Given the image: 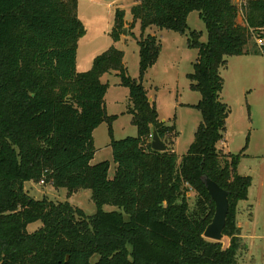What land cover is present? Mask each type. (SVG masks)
Wrapping results in <instances>:
<instances>
[{"label":"trees","instance_id":"obj_1","mask_svg":"<svg viewBox=\"0 0 264 264\" xmlns=\"http://www.w3.org/2000/svg\"><path fill=\"white\" fill-rule=\"evenodd\" d=\"M240 5L234 0H138L131 8L142 30L135 79L115 46L97 55L89 70L78 71V42L86 33L79 0H0V264L241 261L245 247L237 209L248 198L252 178L238 172L248 144L237 154L219 149L231 113L222 99L221 70L230 56H264V43L252 40L254 34L264 38V0ZM194 11L205 25L206 41L188 24ZM153 26L185 35L187 45L198 51L189 79L201 94L191 106L201 112L202 122L181 157L173 150L175 124L159 118L144 84L163 48L156 35L146 33ZM124 27L125 10L118 8L115 40ZM110 73L129 89L127 112L136 136L114 138L117 115L107 112L109 84L102 81ZM104 122L116 164L113 178L109 160L92 163L93 133ZM154 130L165 151L152 148ZM205 175L229 192L227 247L204 236L215 214ZM28 181L67 188L69 194L90 189L97 212L87 215L69 201L36 199L25 188ZM105 205L118 210L107 211Z\"/></svg>","mask_w":264,"mask_h":264},{"label":"rangeland","instance_id":"obj_2","mask_svg":"<svg viewBox=\"0 0 264 264\" xmlns=\"http://www.w3.org/2000/svg\"><path fill=\"white\" fill-rule=\"evenodd\" d=\"M138 1V0H137ZM136 1V2H137ZM135 0H79L78 13L86 28V33L78 42L77 58L80 68L86 71L95 57L111 46L124 52V64L132 78L139 79L140 55L138 39L141 35V24L135 21L131 8ZM241 2V0H240ZM118 8L125 10V29L119 40H115L112 32L115 26V15ZM193 29L204 34L202 41L207 39V31L198 12L194 11L188 20ZM249 32L254 31L249 28ZM146 33L156 35L162 41V51L156 64L149 70L144 84L157 104L159 118L168 124H175L178 136L173 150L182 156L187 153L194 141L195 132L202 122L201 112L191 105L201 99V94L191 88L189 74L194 71V63L198 51L187 45V38L178 32L160 30L150 27ZM256 35L254 34L252 40ZM254 38V39H253ZM242 58L227 57V66L221 70L224 77L222 96L231 107L225 132V150L237 154L247 144L244 151L251 155L243 160L240 170L244 175H250L252 184L248 198L238 204L237 225L241 224V235L245 249L238 264L264 263V56L249 54ZM81 70V71H85ZM104 83L109 84L106 94L108 114H115L113 135L116 139L136 136L137 127L132 122V115L127 112L129 107V89L121 86L116 73L104 74ZM234 130V134H232ZM250 131V133H249ZM95 146L99 150L98 162L112 159V149L108 123H102L93 133ZM152 141V137H151ZM250 142V143H249ZM222 152V151H221ZM102 159V160H101ZM242 159V158H241ZM93 162V163H98ZM116 164L112 160L109 177H114ZM30 195L36 199L47 198L55 202L69 201L81 208L87 215H94L97 206L92 199L90 189H79L69 194L67 188H55L50 183L28 181L25 183ZM190 194V193H189ZM193 195V193H191ZM194 199V198H192ZM193 203L194 200H191ZM107 211L118 210L117 207L105 205ZM126 218L128 216L126 215ZM38 224L29 228L34 230ZM230 238L224 236V247L229 245Z\"/></svg>","mask_w":264,"mask_h":264},{"label":"water","instance_id":"obj_3","mask_svg":"<svg viewBox=\"0 0 264 264\" xmlns=\"http://www.w3.org/2000/svg\"><path fill=\"white\" fill-rule=\"evenodd\" d=\"M124 29L126 31L125 27ZM151 145L153 149L158 151H165L167 149L166 143L160 138L156 130L152 133ZM203 181L207 191L215 202V214L211 223L207 226L204 236L210 240L221 242L224 237V230L230 210L229 192L208 175L203 177Z\"/></svg>","mask_w":264,"mask_h":264},{"label":"crops","instance_id":"obj_4","mask_svg":"<svg viewBox=\"0 0 264 264\" xmlns=\"http://www.w3.org/2000/svg\"><path fill=\"white\" fill-rule=\"evenodd\" d=\"M137 0H135V2H136ZM138 2V1H137ZM136 2V3H137ZM234 2L238 5V6H240L241 7V5H240V0H234ZM135 3V4H136ZM196 12V11H195ZM194 12H192L190 15H189V17H188V20L190 19V16H192V14H193ZM198 16H199V14H198ZM188 24H189V21H188ZM189 26H190V24H189ZM191 27V26H190ZM192 28V27H191ZM205 28V27H204ZM206 29V28H205ZM197 30V29H196ZM202 32H203V34H204V31H203V29L201 30ZM203 36V35H202ZM207 40V39H206ZM244 56H251V55H241V56H236V57H239V58H242V57H244ZM92 67V63L90 64V68ZM77 69H78V71L79 72H83V71H81V70H85V69H87V68H84V67H82V68H80V66H79V61H78V58H77ZM86 71V70H85ZM109 89V88H108ZM148 96L150 97V100H155L153 97H151L150 96V94H149V90H148ZM222 99H223V101L224 102H226L225 100H224V98H223V96H222ZM226 103H228V102H226ZM107 107V106H106ZM229 117V116H228ZM228 121V120H227ZM94 132H95V130H94ZM232 134H234V130H232V132H231ZM249 133H250V131H249ZM249 137H250V135H249ZM224 138H225V135H224ZM224 141H226L225 139H223L222 141H221V143L219 144V149H220V151H222L223 153H233V152H231V151H226L225 150V143H224ZM249 141H250V139H249ZM95 142V141H94ZM110 143V142H109ZM109 143H108V145H109ZM250 143V142H249ZM247 144H248V141H247ZM244 147V146H243ZM243 149V148H242ZM98 152H99V150L96 152V154H95V156H94V159L92 160V163L93 162H98V161H100V160H96V156H97V154H98ZM113 155V154H112ZM249 155H251V154H249L248 152H247V150L243 153V156H242V159L240 160V164H239V167H238V172L240 173V174H242V175H244L243 174V172H241V171H239L240 170V166H241V164H242V162H243V160L246 158V156H249ZM102 160V159H101ZM107 160H109L110 161V163H111V165H112V160H113V157H112V159H107ZM114 161V160H113ZM262 172H264V171H262ZM250 176V175H249ZM26 188V187H25ZM27 190V189H26ZM239 227H240V229H242V226H241V224H239L238 225ZM241 237H242V235H241ZM241 262V261H240ZM244 262V260L241 262V263H243Z\"/></svg>","mask_w":264,"mask_h":264},{"label":"built area","instance_id":"obj_5","mask_svg":"<svg viewBox=\"0 0 264 264\" xmlns=\"http://www.w3.org/2000/svg\"><path fill=\"white\" fill-rule=\"evenodd\" d=\"M246 1H248V0H241V2H246ZM255 39H256V41H257V43H258V45H262L263 43H264V38H262V37H255ZM152 137V136H151ZM40 183H44V181H41Z\"/></svg>","mask_w":264,"mask_h":264}]
</instances>
